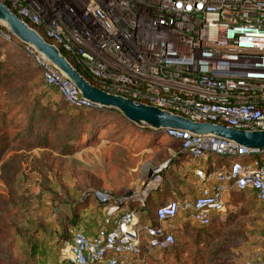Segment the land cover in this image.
<instances>
[{"label":"built area","instance_id":"1","mask_svg":"<svg viewBox=\"0 0 264 264\" xmlns=\"http://www.w3.org/2000/svg\"><path fill=\"white\" fill-rule=\"evenodd\" d=\"M0 1L108 92L194 121L264 130V0ZM11 36L0 27V37L12 41ZM23 44L45 83L57 88L64 102L92 111L104 108L85 99L58 67ZM154 133L179 142L194 161L219 158L225 164L196 169L204 184L201 194L158 205L146 222L139 211L146 197L120 198L131 207L111 208L107 227L96 235L87 236L81 228L73 232L63 257L68 264L143 262L146 252H164L176 244L166 224L182 212H189L198 226L213 225L226 210L228 191L252 190L264 203V158L240 160L264 151L187 130ZM151 182L158 187L160 174ZM263 259L261 242L247 264Z\"/></svg>","mask_w":264,"mask_h":264},{"label":"rangeland","instance_id":"2","mask_svg":"<svg viewBox=\"0 0 264 264\" xmlns=\"http://www.w3.org/2000/svg\"><path fill=\"white\" fill-rule=\"evenodd\" d=\"M0 27L7 30L3 21ZM0 78V264L27 263V234L34 235L39 230V236L50 233L64 242L61 232L65 222L76 223L84 213L100 205L107 213L124 205L119 203L120 198L146 197L142 221L153 219L160 202L156 197L166 181L165 171L181 152L179 142L130 122L114 109L99 115L98 122L95 112L90 113L73 129H69L68 115L61 116L56 125L50 117H41L43 110L55 113L56 101L63 99L58 90L53 89L52 97L45 93L44 76L18 39L0 37ZM31 125L36 132L33 136L27 131ZM46 129L50 130V138L38 139ZM59 133L67 134V143H62ZM42 141L45 144L37 146ZM263 158L260 152L240 160L253 163ZM157 174L161 182L155 187L151 181ZM225 201V212L215 216L208 230L233 222L237 238L231 264H247L264 242V203L252 190L228 191ZM135 205L138 207L137 202ZM123 207L128 210L131 204ZM181 216L187 218L183 227L182 217L166 226L174 230L180 244H186L192 237L184 232L191 235L198 226L188 220L189 212ZM79 226L83 224L67 232L73 235ZM72 235L62 250H56L59 264L66 262L61 259L67 254ZM163 256L164 252H149L146 261L137 264H160Z\"/></svg>","mask_w":264,"mask_h":264},{"label":"trees","instance_id":"3","mask_svg":"<svg viewBox=\"0 0 264 264\" xmlns=\"http://www.w3.org/2000/svg\"><path fill=\"white\" fill-rule=\"evenodd\" d=\"M68 58L80 71H82L71 57L68 56ZM82 73L84 72L82 71ZM84 74L91 82L96 84L90 76H88L86 73ZM45 87V93L51 97L54 95L53 89L58 90L57 88L47 84ZM55 106L57 107V111L55 113H48L43 110L40 114L41 117H50L53 122L52 124L56 125L55 123L61 118V116L68 115L69 120L67 122L69 129H73L75 125L82 124L84 122V118L90 113L95 112L94 118L95 121L98 122L100 121L99 115H107V113L113 112V110L109 108H103L99 111H92L83 107H73L64 102V100L56 101ZM27 131L30 136H33L36 133L34 131L33 125H31ZM55 132L58 133L56 130ZM66 135V133L58 134V138L62 139V143L64 144L67 143L66 141H68ZM37 137L40 140L47 141L50 138V130L46 129L45 132L38 135ZM43 141L37 146H43L45 144H43ZM194 176L198 177L195 173ZM93 210L94 209L92 208L89 210V212L84 213L80 219H77L76 223L74 221H68L64 224L61 222L64 228L63 232H61V241L64 242L60 243V237L50 233H45L44 236H39V233H41L39 230H36L38 233L35 234V231L34 235L27 234L25 241L26 243L24 246L25 258L27 261L26 264H59L56 250H62L65 242L69 241L68 237L72 235L70 232H72L73 228H75L77 224H83V227L81 228V226H79V228L83 229L87 236H94L102 228L107 227L105 224L106 211L104 208L100 205L95 208V212H92ZM233 225V222H226L223 223L220 228H217L214 231L208 230V228L212 225L208 227L198 226V229L191 235L188 234L186 230V233L184 232V234L187 237H192V240L190 242L187 241L186 244H180V241L175 235L176 244L164 251V262L160 261V264H231L233 261L231 259V255L233 253L232 250L233 247H235V239L237 238V235L232 230L234 228ZM67 230L70 232H67ZM93 232H95V234L90 235ZM148 253L149 252H146L144 261H146V256ZM164 258L166 260H164ZM261 264H264V259Z\"/></svg>","mask_w":264,"mask_h":264},{"label":"water","instance_id":"4","mask_svg":"<svg viewBox=\"0 0 264 264\" xmlns=\"http://www.w3.org/2000/svg\"><path fill=\"white\" fill-rule=\"evenodd\" d=\"M0 21L5 23V27L15 39L33 46L47 60L58 67L75 83L82 96L93 104L117 110L130 122L149 127L153 131L163 129L187 130L198 135L224 138L236 146L251 151H264V130H249L206 121H194L186 116L108 92L97 86L70 61L60 48L46 40L42 34L20 19L2 1H0Z\"/></svg>","mask_w":264,"mask_h":264},{"label":"crops","instance_id":"5","mask_svg":"<svg viewBox=\"0 0 264 264\" xmlns=\"http://www.w3.org/2000/svg\"><path fill=\"white\" fill-rule=\"evenodd\" d=\"M183 156L186 158L184 161L182 160ZM224 164L225 162L219 158H210L207 161H194L187 155H185L181 150V152L178 154V157L174 161L173 166L165 171L166 181L162 186L163 188L160 190V194H158V197H156V199L160 201L158 205L173 199L184 202L198 197L201 194V190L204 184L199 177L194 176L195 170L198 168L210 169L213 165L216 167H221ZM144 209L145 207L140 208V213ZM179 217H182V224L180 226L183 227V223L187 221V218H184L183 216H181V214ZM191 222L194 223L193 221ZM171 230L174 232L173 229ZM95 232L91 233L90 235H94ZM63 260L64 259L62 258L61 261ZM62 264L68 263L65 262Z\"/></svg>","mask_w":264,"mask_h":264},{"label":"bare ground","instance_id":"6","mask_svg":"<svg viewBox=\"0 0 264 264\" xmlns=\"http://www.w3.org/2000/svg\"><path fill=\"white\" fill-rule=\"evenodd\" d=\"M162 136H164V135H162Z\"/></svg>","mask_w":264,"mask_h":264}]
</instances>
